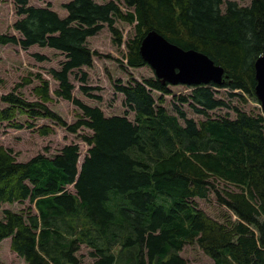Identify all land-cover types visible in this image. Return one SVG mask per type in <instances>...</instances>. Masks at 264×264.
I'll return each instance as SVG.
<instances>
[{"label": "trees", "instance_id": "trees-1", "mask_svg": "<svg viewBox=\"0 0 264 264\" xmlns=\"http://www.w3.org/2000/svg\"><path fill=\"white\" fill-rule=\"evenodd\" d=\"M16 6L23 15L13 23L19 34L0 33V45L63 53L60 67L48 69L57 82L52 94L80 112L75 121H63L48 105L54 98L49 79L36 73L35 99L21 91L33 81L26 76L0 92V124L31 128L36 119L48 118L70 132L84 127L91 133L81 135L88 148L80 164L78 144L27 161H17L0 144V242L9 238L10 250L25 264H86L76 254L82 243L90 248L91 264H192L179 254L188 244L213 264H264V117L229 102L257 101L254 62L264 54V0L243 6L231 0H68L65 17L28 0H16ZM116 21L132 24L135 32L117 60L124 69L147 65L139 45L155 30L183 49L208 55L227 78L173 96L178 115L164 107L168 84L155 77L118 79L114 89L123 95L125 111L105 115L74 96L69 75L79 71V89L100 98L88 93L82 68L98 55L89 38L103 25L116 45L122 43ZM212 87L237 92L219 96ZM184 104L204 118L187 117ZM221 108L229 112L211 115ZM19 115L28 119L21 122ZM40 131L51 132L46 125ZM210 195L218 213L195 199L209 201ZM25 201L37 212L11 208Z\"/></svg>", "mask_w": 264, "mask_h": 264}, {"label": "rangeland", "instance_id": "rangeland-1", "mask_svg": "<svg viewBox=\"0 0 264 264\" xmlns=\"http://www.w3.org/2000/svg\"><path fill=\"white\" fill-rule=\"evenodd\" d=\"M68 0H28V4L34 6L46 7L49 6L52 10L56 11L60 17L67 15L66 9L63 4ZM98 2H106L108 0H96ZM235 1L238 5H248L250 0H231ZM123 9L125 6L121 3ZM16 0H0V33L2 34H15L18 36V32L13 29V23L23 17L16 13ZM115 25L122 32V43L116 45L113 42V35L110 32L108 26L105 24L103 27L93 36L89 38L90 48L96 50L98 55L94 57L93 65L90 68L83 67L82 69L88 73L85 86L91 87L88 93L100 96V98L89 97L79 89V79L75 76L80 74L75 70L69 75L70 80L73 82L74 89L73 94L84 103L88 105H98L105 115H122L125 111L123 105V95L120 92L115 91L114 83L116 80L126 82L130 76L139 81L148 78L155 77L151 66L144 65L137 68H123L117 61L123 57L126 52V41L134 35V29L132 24L125 23L123 21H116ZM43 56V58L39 57ZM64 60V54L58 50L50 47H39L32 45L26 49H23L17 44H5L0 45V92H8L14 87V85L20 82L23 76L29 77L31 80L34 74L40 73L44 78L49 79L51 95L53 100L48 104L49 107L54 110L63 121L71 123L75 121L76 114L80 110L70 101L62 98L55 97L52 94L53 89L57 86V82L52 79L48 69L59 68L60 63ZM38 84L37 79L33 78L32 83L21 88L23 95L28 99H35L32 93V87ZM170 90V94H166L165 108L169 113L178 115L174 111L173 104L175 99L173 96L178 94H189L193 90L192 87L183 84L167 85ZM213 90L218 92L219 96H225V93L237 92V90H230L227 87H212ZM155 96H159L158 91H153ZM233 100V101H232ZM230 99V104L239 105L243 110L254 112H261L259 103L254 98H247V102L243 104L238 101L237 97ZM183 109L186 112V116L199 120L204 118L200 114H196L192 109L184 104ZM226 112H229L225 108L216 109L212 111V116H222ZM134 111L128 112V117L134 121ZM231 116L233 114L231 113ZM17 119L24 122L28 119L26 116L19 115ZM180 124H184L183 119L179 118ZM34 126L31 128L23 127L20 129L10 127L7 122L0 124V144L6 148H10L16 157L17 161H27L31 157L37 154H43L45 156H53L59 153L61 148L66 144H78L79 147V164L82 162L88 146L82 140V134H90L91 131L87 128L81 127L76 133L67 130L66 126L59 123H55L48 118H39L34 121ZM48 126L51 130L48 134H43L40 131L41 126ZM222 182V181H221ZM233 188L232 185H230ZM67 188L74 191L73 186L69 185ZM199 206L202 209H206L208 213H218L219 208L215 203V197L209 196V201L195 198ZM31 206L32 212H37L34 204H30L28 201L22 204L11 206V208L18 210L19 208L26 209ZM231 214V212H228ZM232 219L235 215L232 214ZM9 238H5L0 242V264H25L19 259L13 251L9 248ZM89 247L85 243L81 244L80 249L76 254L81 255L86 264H91L92 261L88 256ZM196 244L185 245L179 254L184 257L188 262L192 264H213L207 256L198 254Z\"/></svg>", "mask_w": 264, "mask_h": 264}, {"label": "water", "instance_id": "water-1", "mask_svg": "<svg viewBox=\"0 0 264 264\" xmlns=\"http://www.w3.org/2000/svg\"><path fill=\"white\" fill-rule=\"evenodd\" d=\"M139 52L162 84L220 85L227 78L223 66L216 64L208 55L194 49H183L155 30L147 31L142 37ZM254 75V92L264 117V54L254 62Z\"/></svg>", "mask_w": 264, "mask_h": 264}]
</instances>
